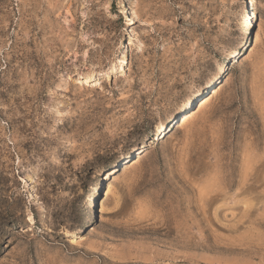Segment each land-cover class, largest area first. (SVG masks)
Listing matches in <instances>:
<instances>
[{"label": "rangeland", "instance_id": "obj_1", "mask_svg": "<svg viewBox=\"0 0 264 264\" xmlns=\"http://www.w3.org/2000/svg\"><path fill=\"white\" fill-rule=\"evenodd\" d=\"M249 2L0 0V264H264V0ZM144 149L83 229L103 173Z\"/></svg>", "mask_w": 264, "mask_h": 264}, {"label": "bare ground", "instance_id": "obj_2", "mask_svg": "<svg viewBox=\"0 0 264 264\" xmlns=\"http://www.w3.org/2000/svg\"><path fill=\"white\" fill-rule=\"evenodd\" d=\"M249 0H246V9H248L249 5H248ZM248 11V10H247ZM248 17V16H247ZM246 21V20H245ZM251 22H249V26H250ZM261 38H262V33L261 31H258L256 33L253 34L252 36V39H251V43H250V46L246 48L245 46V52L242 53V55L239 53H236L235 56H234V62H238L240 61L239 58L241 56H245V54L249 51V48L251 46H256L260 43L261 41ZM241 55V56H240ZM246 58V56L244 57ZM241 59V58H240ZM123 65V64H122ZM120 66V65H119ZM114 68V66H112ZM117 67V66H115ZM121 67V66H120ZM119 69V68H118ZM113 70V69H112ZM125 69H123V67L120 68L119 71H123ZM117 71V70H116ZM112 72V71H111ZM110 72V73H111ZM109 73V72H107ZM116 74V73H115ZM110 74H108V77H109ZM82 76V75H81ZM230 76H228L229 78ZM81 78V77H80ZM79 78V79H80ZM85 80L84 82H93L95 80H97V76L94 74V73H88L86 76L83 77ZM219 79V78H218ZM230 79V78H229ZM227 79V80H229ZM217 80V78L215 79V81ZM78 81V80H77ZM227 82V81H226ZM215 83V82H214ZM209 87V86H208ZM223 87V84L221 83H217L215 84L214 86H211L210 90H208L209 92L206 94V95H202V97L197 101L195 107H192L190 108L189 110H187L186 112H184L178 119L177 121V128H182L186 125V123L188 121H191L192 119L195 118V116L198 114V112L200 110H202L203 108H205L207 106V104L216 96L218 95V93L221 91ZM61 111V110H60ZM57 112V111H56ZM176 120V119H175ZM175 124V123H173ZM175 127V125L173 126V128ZM173 128L170 129L169 131H167V133L164 135V137L170 133L171 131H173ZM160 135V134H159ZM171 135H169L170 137ZM147 156V152H145V149L140 151L139 153L135 154L132 158L129 157L127 160H125L122 164H121V167L119 168L118 166H114L112 169H110L109 171L107 172H104L103 175H102V180L99 181L96 185H94V189L95 191H93V194L90 196L89 200H88V205H87V208L89 209V212H88V217L83 225V229H89L91 227L90 225V222L92 221V218L95 216L96 214V211H97V202H96V198H97V193H98V189L99 187H101V183L103 181H110L111 182H114L117 178H118V174L119 172L122 170V171H125V170H128L130 168H132L133 166H136L137 164H139L145 157ZM25 178V177H24ZM104 189V188H103ZM32 191V190H31ZM35 194V193H34ZM29 219H32V216L30 215Z\"/></svg>", "mask_w": 264, "mask_h": 264}]
</instances>
